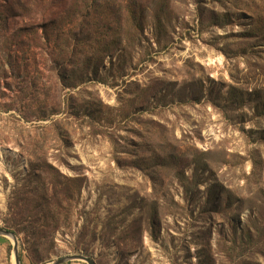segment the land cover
<instances>
[{
	"label": "rangeland",
	"instance_id": "obj_1",
	"mask_svg": "<svg viewBox=\"0 0 264 264\" xmlns=\"http://www.w3.org/2000/svg\"><path fill=\"white\" fill-rule=\"evenodd\" d=\"M1 229L20 264H264V0H0Z\"/></svg>",
	"mask_w": 264,
	"mask_h": 264
},
{
	"label": "water",
	"instance_id": "obj_2",
	"mask_svg": "<svg viewBox=\"0 0 264 264\" xmlns=\"http://www.w3.org/2000/svg\"><path fill=\"white\" fill-rule=\"evenodd\" d=\"M0 235H4V236H7V237H10L12 240H13V258H14V263L15 264H20V261H19V256H18V251H17V240H16V237L13 233H10L6 230H0ZM67 260H84L87 262V264H94L92 260L90 259H87L83 256H69V257H65V258H61L55 262H52L50 264H63L65 261Z\"/></svg>",
	"mask_w": 264,
	"mask_h": 264
}]
</instances>
